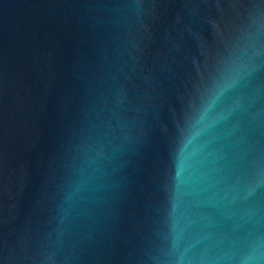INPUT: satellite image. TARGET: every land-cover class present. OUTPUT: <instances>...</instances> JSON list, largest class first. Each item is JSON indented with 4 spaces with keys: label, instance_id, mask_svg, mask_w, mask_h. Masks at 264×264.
Masks as SVG:
<instances>
[{
    "label": "water",
    "instance_id": "water-1",
    "mask_svg": "<svg viewBox=\"0 0 264 264\" xmlns=\"http://www.w3.org/2000/svg\"><path fill=\"white\" fill-rule=\"evenodd\" d=\"M0 264H264V0H0Z\"/></svg>",
    "mask_w": 264,
    "mask_h": 264
}]
</instances>
